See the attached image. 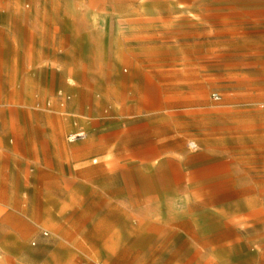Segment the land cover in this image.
<instances>
[{"label":"rangeland","instance_id":"374dc122","mask_svg":"<svg viewBox=\"0 0 264 264\" xmlns=\"http://www.w3.org/2000/svg\"><path fill=\"white\" fill-rule=\"evenodd\" d=\"M0 264H264V0H0Z\"/></svg>","mask_w":264,"mask_h":264},{"label":"built area","instance_id":"2783aa9c","mask_svg":"<svg viewBox=\"0 0 264 264\" xmlns=\"http://www.w3.org/2000/svg\"><path fill=\"white\" fill-rule=\"evenodd\" d=\"M215 99H219L220 95L216 92L213 93ZM87 136V132L84 129H78V130H73L69 133V139L71 141H75L78 139H83ZM195 144V143H194Z\"/></svg>","mask_w":264,"mask_h":264},{"label":"crops","instance_id":"0c3cea01","mask_svg":"<svg viewBox=\"0 0 264 264\" xmlns=\"http://www.w3.org/2000/svg\"><path fill=\"white\" fill-rule=\"evenodd\" d=\"M49 102H51V101H49ZM81 124V123H80ZM73 126H75L73 129H71V131H73V130H78V129H84L86 132H87V136L89 135V131H88V129L86 128V127H84V126H82V124H81V126L78 124V120L76 119L75 121H74V125ZM72 126V127H73ZM71 131H69V133L71 132ZM86 136V137H87ZM85 137V138H86ZM84 139V138H83ZM78 140H81V139H78ZM33 170V169H32Z\"/></svg>","mask_w":264,"mask_h":264}]
</instances>
